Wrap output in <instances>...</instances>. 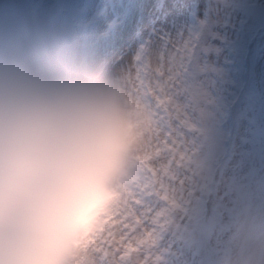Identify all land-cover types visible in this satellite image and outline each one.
<instances>
[{"label":"clouds","instance_id":"obj_1","mask_svg":"<svg viewBox=\"0 0 264 264\" xmlns=\"http://www.w3.org/2000/svg\"><path fill=\"white\" fill-rule=\"evenodd\" d=\"M190 31L109 53L59 26L0 28V264H264L261 181L224 187L184 243L214 119L185 79Z\"/></svg>","mask_w":264,"mask_h":264},{"label":"rangeland","instance_id":"obj_2","mask_svg":"<svg viewBox=\"0 0 264 264\" xmlns=\"http://www.w3.org/2000/svg\"><path fill=\"white\" fill-rule=\"evenodd\" d=\"M103 11L108 16L100 17ZM9 22L76 31L109 53L134 45L153 29L191 27L185 52L192 58L185 79L204 87L213 99L210 138L202 150L213 178L230 131L227 107L233 100L236 118L233 146L216 185L193 201L184 243L208 235L218 220L216 196L224 187L241 179L264 182V0H0V28ZM117 24L137 39L121 41ZM194 36H200L198 48H193ZM252 36L255 41L249 44Z\"/></svg>","mask_w":264,"mask_h":264},{"label":"bare ground","instance_id":"obj_3","mask_svg":"<svg viewBox=\"0 0 264 264\" xmlns=\"http://www.w3.org/2000/svg\"><path fill=\"white\" fill-rule=\"evenodd\" d=\"M108 14L109 13L107 11H103V13H102V15H100V17L108 16ZM115 27L120 32L121 41H122V39H124V40H127L128 42H130V44H132V42H134V40L137 39V35L131 34V32L128 29L126 30L125 28L122 27V24H117ZM127 41H125V42H127ZM111 42L114 43V41H111Z\"/></svg>","mask_w":264,"mask_h":264},{"label":"snow or ice","instance_id":"obj_4","mask_svg":"<svg viewBox=\"0 0 264 264\" xmlns=\"http://www.w3.org/2000/svg\"><path fill=\"white\" fill-rule=\"evenodd\" d=\"M186 43H187V41H186Z\"/></svg>","mask_w":264,"mask_h":264}]
</instances>
